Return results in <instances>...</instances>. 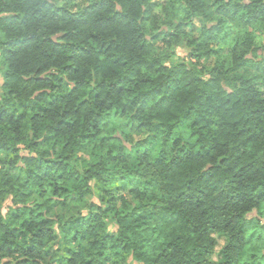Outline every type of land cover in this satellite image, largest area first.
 Instances as JSON below:
<instances>
[{"label": "clouds", "instance_id": "1", "mask_svg": "<svg viewBox=\"0 0 264 264\" xmlns=\"http://www.w3.org/2000/svg\"><path fill=\"white\" fill-rule=\"evenodd\" d=\"M102 3L0 0V16L19 17L0 21V112L24 114L19 123L0 120V142L8 145L0 150V225L5 226L0 227V264H186L185 253L193 251L200 233L193 239L182 227V218L196 213L182 206L180 192L187 187L178 178L194 179L227 156L232 167L221 165V171L232 191L255 188L253 198L264 192V0ZM130 21H135L131 27ZM191 23L197 31L190 30ZM182 24L189 28H177ZM162 28L180 38L162 43L161 37L143 49V39L136 42ZM65 34L71 35L58 40ZM57 43L66 47L58 49ZM69 65L79 71H64ZM181 66L177 76L173 70ZM214 68L225 71L215 86L205 83ZM52 72L62 82L26 83ZM173 79L182 83L170 92ZM40 92L66 99L44 113L51 97L36 100ZM188 151L208 155L177 166L174 161ZM25 152L37 162L23 160ZM58 160L67 168H53L37 179L49 167L45 163L41 169V162ZM97 212L102 215L90 221L93 231L76 223ZM237 214L238 224L202 241L212 251L199 257V264H225L230 257L235 264L241 254L247 264H264V199L229 212ZM253 214L256 219L245 223ZM42 227L52 231L41 240L36 234ZM77 231L81 238L74 241ZM177 242L183 246L179 251ZM32 245L37 253L27 251ZM67 249L81 255L73 258Z\"/></svg>", "mask_w": 264, "mask_h": 264}, {"label": "trees", "instance_id": "2", "mask_svg": "<svg viewBox=\"0 0 264 264\" xmlns=\"http://www.w3.org/2000/svg\"><path fill=\"white\" fill-rule=\"evenodd\" d=\"M219 3L220 0H217ZM108 0H103V3L100 4V7H103L104 4H107ZM224 7V5H222ZM145 11H151V6L148 9H145ZM19 17H13L10 15H4L0 16V21H9V20H17ZM24 22V21H21ZM135 21H130L129 22V27H131L132 24H134ZM184 25V24H182ZM182 25H177V28L183 27ZM71 34H65V36L59 37L58 40H64ZM176 40H178L179 33L177 32L176 34ZM35 39V36H30L28 37V40H33ZM143 39V43H140V47L143 48H151L154 47V44L149 40L148 38H144L143 34H141V37L137 39V43ZM14 43L17 44H22L24 43L23 41L17 40ZM115 43V42H113ZM66 45L63 43H57L56 48L58 49H64ZM70 47L71 49H76L78 46L77 45H70L67 46ZM111 47V46H109ZM83 51H87L86 49ZM194 53L192 52L190 57H192ZM210 56L211 54H206ZM50 58V57H48ZM72 58V57H69ZM197 59H203L204 57L202 56H197ZM115 63H119V59L115 61ZM64 71H79V68H73L71 65L67 66ZM174 73L179 76L182 72V66L178 67L173 70ZM9 77H12V73L7 74ZM225 75V71L222 68H214L212 70V79L210 81H206V84H210L215 86L219 78L221 76ZM51 78H57L61 79L58 76L57 73L52 72L49 73L48 76H34L31 77L26 83L32 84L36 83L37 85H47L50 84ZM202 78L197 77L196 80H201ZM147 83V81H143ZM182 83L181 80L179 79H173L171 82L168 84V89L170 92H174ZM5 87L7 84L5 83ZM57 85H52V87H56ZM112 87L115 89L116 85L113 84ZM77 89L76 87L73 88V92H75ZM120 91H124L123 88L120 89ZM160 89H156V92H159ZM224 92L228 93V95H234V93L229 92L227 88L223 89ZM48 97H51L49 100L48 106L47 107H42L41 111L44 113H49L51 111L52 106L56 105L57 103L63 102L66 97L64 96H58V95H53L52 93L49 92H40L36 100H43L47 99ZM209 100L212 99L211 96L208 97ZM31 105H23V107L28 108ZM164 107H167V105H164ZM191 113L189 112V115ZM23 115L21 114L19 118L15 117L13 114L12 116H9V112L7 108H4L2 112H0V120L4 118H9V119H14L16 120L17 123H19L20 120L23 119ZM205 118L202 116L200 120L196 121V123H200L202 120ZM63 123V121L61 122ZM209 124L213 123L212 121H208ZM118 139V137H117ZM37 142H33V145L30 147H35ZM219 145L215 144L214 142V147H217ZM8 145L6 142H0V150H7ZM13 151L19 152L20 149L16 148L13 149ZM183 151V149H182ZM235 151H239V149H235ZM208 153H195L193 154L191 151L186 152L185 157L182 158L179 162L174 161L177 166L182 165L184 162V159H202L204 158ZM23 160H25L28 163H36L37 162V157L35 155H32L30 153H25L21 156ZM163 163V160L160 161ZM48 164L49 167L44 170V175H38L37 179L38 180H43L46 176H48L50 173H52L53 168H67V165L64 164L63 161H44L40 163V168L44 169V164ZM229 165V169H231L232 164L229 163V158L225 156L221 161L220 164L212 166L209 169H205L203 172H197L194 174V179H189L187 175L183 176L182 179L183 181H186V187L187 191H181L180 196L183 198L182 200V206L192 209L193 213H196L195 215H191L185 218H182L181 224L182 227L186 230H189L192 232V238L195 239V232L200 233L199 240L196 244V247L193 249L192 252L190 253H185V255L188 257V260L186 261V264H199V257L206 255V254H211L212 251V246L209 245L208 247H205L202 241H204L208 236L211 235L212 232L220 230V229H228L233 227L235 224H238L240 222V216L239 214L237 215H229L230 211H235L239 208H241L244 204H251L253 203V199H255V203L259 204L261 199H264V192L259 193L255 198L252 197V192L255 191V188H245L243 191L241 190H234L230 188V183H227L225 181L228 180L226 176H224L223 171H221V165ZM224 171H227V167H225ZM3 170L0 169V173H2ZM190 175V174H189ZM71 176H77L76 172L71 173ZM60 178H63V173H61ZM131 182V181H130ZM43 194V193H41ZM83 195V193L81 194ZM93 207H97L95 203L92 205ZM200 210V211H198ZM24 211H28L27 209H17V213L22 214ZM104 211H107L105 209ZM31 212L33 215L36 214V209H31ZM15 215V214H14ZM102 213L97 212V213H90L87 216H81L77 219L76 223L80 225L81 228H83L85 225H88V231H93L94 227L92 224H90V221H99L101 219ZM26 225L31 226L33 221H26ZM43 224L47 225L48 223H51L49 220H44L42 221ZM245 223H248V218H245ZM181 224H177L174 227L176 228L177 231L180 230ZM0 227H5L4 225H0ZM52 230L48 229L46 230L45 228H41L40 231L36 234L38 238L41 240L48 234H50ZM13 232H9V235H12ZM115 235V231L108 233L107 237L105 238L110 239ZM81 238V234L79 231H77L76 235L73 236V240L75 241L76 239ZM179 239V237H177ZM191 239V238H189ZM216 243L215 240L212 241V245ZM241 244L243 241L240 242ZM176 249L179 251L182 249V244L181 243H175ZM231 247V245H230ZM27 251L29 253H37L38 249L35 245L30 246ZM70 253H72L73 258H77L81 255L80 252L78 251H73L72 249H67ZM52 252L49 250L47 255H51ZM103 255V253H101ZM109 259V258H106ZM239 261H236L235 264H237ZM22 264H26V262H22ZM88 264H92L91 261L88 262ZM225 264H233V258H229L228 261L225 262Z\"/></svg>", "mask_w": 264, "mask_h": 264}, {"label": "rangeland", "instance_id": "3", "mask_svg": "<svg viewBox=\"0 0 264 264\" xmlns=\"http://www.w3.org/2000/svg\"><path fill=\"white\" fill-rule=\"evenodd\" d=\"M151 7H154V5L151 6ZM182 26L185 29L189 28V24H184ZM190 30L192 32L197 31V24L196 23H191ZM176 33H177L176 31H169L167 28H162L159 33H156L155 35L149 37V40L153 43L154 41L160 40L161 37H163V40L161 42L162 43H167L170 39H176V35H174ZM191 53L192 52L188 53L189 57H190ZM25 153H27V152H25ZM73 199H76V198L73 197ZM57 203L58 204L67 205L68 202L67 201H57ZM255 219H256L255 214H253L251 219L248 218V223H252ZM262 235H264V234H262ZM237 264H247V259H246V257L243 254H241L240 261Z\"/></svg>", "mask_w": 264, "mask_h": 264}]
</instances>
